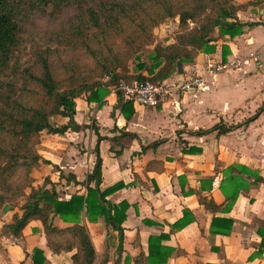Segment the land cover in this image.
<instances>
[{"label":"crops","instance_id":"0c3cea01","mask_svg":"<svg viewBox=\"0 0 264 264\" xmlns=\"http://www.w3.org/2000/svg\"><path fill=\"white\" fill-rule=\"evenodd\" d=\"M238 1L245 5L237 14L245 24L243 33L220 38L216 52H200L194 62L183 65V73L177 71L165 80L176 84L192 74H205L212 59L247 61L222 71L204 90L175 89L158 108L133 102L124 108L130 101L112 90L104 103L78 98L72 117H50L53 126L67 125L68 129L42 133V163L33 172L35 185L48 177L63 199L85 195L87 185L82 181L95 168L101 136L102 189L121 183L107 198L130 203L122 249L118 231L104 217L84 219L96 247L95 264L105 260L106 264H134L142 251L148 254L149 237L162 233H170L163 243L177 250L168 264H264L263 237L258 232L264 222V182L257 180V176L264 177V110L259 112L264 106V0ZM175 21L178 25L179 19ZM173 42L172 36L167 44ZM224 45L231 51L226 60ZM221 123L234 128L222 134L218 130L197 133ZM233 165L247 167L254 174L230 171ZM231 176L242 178L248 186L228 209L227 194L234 191ZM201 196L213 198L222 208L211 212L200 202ZM186 211L192 213V222L172 230ZM16 212L22 214L16 209L0 211V264L15 260L33 264L36 247L44 250L46 264H74L76 250L54 252L41 220L30 222L20 237L2 234ZM214 217L232 219V231L214 234ZM55 222L67 225L58 217Z\"/></svg>","mask_w":264,"mask_h":264},{"label":"trees","instance_id":"16d2710c","mask_svg":"<svg viewBox=\"0 0 264 264\" xmlns=\"http://www.w3.org/2000/svg\"><path fill=\"white\" fill-rule=\"evenodd\" d=\"M48 8L56 15L70 8L74 11L55 36L31 32L29 26L36 15ZM244 8L238 0H0V210L11 202H14L11 209L22 210V214L13 215V221L5 225L2 234L20 237L30 222L41 220L54 252L76 250L72 257L74 264H95L96 247L84 219L97 221L104 217L107 225L118 231L122 249L123 223L130 203L126 200L114 203L107 198L123 184L102 189L101 136L95 168L82 181L87 185L85 195L73 194L70 199H63L48 177L42 185H35L33 172L42 163L39 152L42 133H64L68 129L67 125L53 126L50 117L56 114L72 117L77 99L82 96L89 102L104 103L121 81H165L178 71V62L192 63L200 52H216L220 38L241 35L245 24L238 20L237 14ZM171 19H179L175 42H158L155 29ZM119 39L121 42L116 43ZM30 42L34 50L28 55ZM146 50L147 59H140L136 64L138 71L133 72L131 61ZM80 51L94 65L82 68L80 59L73 56ZM230 53V48L224 45V60ZM59 58L61 62L57 64L55 60ZM117 93L120 98L123 96L121 91ZM128 103L131 102L124 103V108ZM263 110L264 106L259 112ZM253 119L255 116L247 123ZM233 128L221 123L197 133L218 130L222 134ZM235 170L254 174L241 165L230 168ZM229 180L234 191L227 194L228 209L243 187L248 186L240 177L231 176ZM257 180L264 182V177L257 176ZM200 202L211 212L222 208L207 196H201ZM57 217L67 225L58 226ZM192 220V213L186 211L172 225V230L182 229ZM261 223L260 251L264 249V222ZM233 224L232 219L214 217L211 231L228 234ZM170 236V233L151 235L148 254L142 251L134 264H168L177 251L163 243ZM32 261L46 264L44 250L36 247Z\"/></svg>","mask_w":264,"mask_h":264},{"label":"built area","instance_id":"2783aa9c","mask_svg":"<svg viewBox=\"0 0 264 264\" xmlns=\"http://www.w3.org/2000/svg\"><path fill=\"white\" fill-rule=\"evenodd\" d=\"M242 63H247V61L245 59L235 58L217 62L212 59L207 65L205 74H192L178 81L176 84H171L167 81L154 82L149 79L143 81L135 80L132 82L121 81L113 91H121L125 101L158 108L170 99L175 89L183 92H200L214 83L222 71L240 67Z\"/></svg>","mask_w":264,"mask_h":264},{"label":"rangeland","instance_id":"374dc122","mask_svg":"<svg viewBox=\"0 0 264 264\" xmlns=\"http://www.w3.org/2000/svg\"><path fill=\"white\" fill-rule=\"evenodd\" d=\"M72 11H74V9L70 8V9L64 10L61 14L56 15L55 13H52L50 11V8H48V9H46V11L38 13L36 15L33 22L29 26V28H30L31 32L32 31H34V32L38 31L41 35H46V34L51 33V34H54V36H55V34L63 27L65 22H67V19H68L69 15L71 14ZM175 20L176 19L168 20L167 22L162 23V25H160L158 28L155 29V34H156V38H157L158 42L163 43V44H167V42L171 39L172 36L175 37V34L178 30V25H179V23H178V25L176 24ZM120 42H121L120 39L116 40V43H120ZM28 47L29 48H28L27 54L31 55L33 53V50H34L33 49V43L30 42ZM59 47H61V46H59ZM148 52L149 51H147V50L143 51L142 53H140L139 55L134 57V59L131 61V64H130L131 68L134 69L135 71H138V69L136 68V64L142 58L147 59ZM73 56L80 59V65L82 68H84V66L86 64L91 63L90 65H94L93 64L94 62L91 60V58L84 51L77 52V53L73 54ZM55 61L57 62V64H59L61 62V59L59 58V59H56ZM82 97H84V96H82ZM56 115H61V114H56ZM13 203L14 202H11V203L5 205L1 210L14 211L15 209L14 210L11 209V207H14ZM16 210H20V209L16 208ZM19 262L21 263L22 261L21 260L9 261L10 264H17Z\"/></svg>","mask_w":264,"mask_h":264},{"label":"water","instance_id":"95a60500","mask_svg":"<svg viewBox=\"0 0 264 264\" xmlns=\"http://www.w3.org/2000/svg\"><path fill=\"white\" fill-rule=\"evenodd\" d=\"M178 71L180 73H183L184 72V67H183V65H182L181 62H178ZM77 129L80 130V128H77Z\"/></svg>","mask_w":264,"mask_h":264}]
</instances>
